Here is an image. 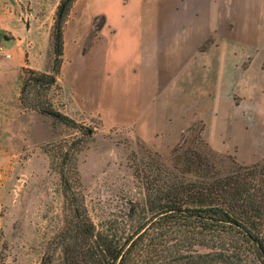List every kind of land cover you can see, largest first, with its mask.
<instances>
[{"label":"rangeland","instance_id":"obj_1","mask_svg":"<svg viewBox=\"0 0 264 264\" xmlns=\"http://www.w3.org/2000/svg\"><path fill=\"white\" fill-rule=\"evenodd\" d=\"M59 1L0 0V264H39L47 250L58 252L55 241L71 217L61 169H77L75 192L83 195L89 214L98 221L124 209V202L135 194L133 153L166 155L177 143L158 150L132 127L104 124L93 110L78 83L89 77L82 66L87 62L78 67L79 74L74 62L78 56L90 60L100 15L93 18L83 41L65 45L63 38L58 83L41 96L75 123L21 103L23 68L44 71L52 63L51 31ZM247 101L243 100L244 120L230 124L218 140L220 148L204 136L203 120L195 121L196 129L203 124V136L214 150L242 163L264 158V98L258 111ZM261 231L264 237V224Z\"/></svg>","mask_w":264,"mask_h":264},{"label":"crops","instance_id":"obj_2","mask_svg":"<svg viewBox=\"0 0 264 264\" xmlns=\"http://www.w3.org/2000/svg\"><path fill=\"white\" fill-rule=\"evenodd\" d=\"M97 15L91 58L76 57L74 68L79 74L87 62L89 77L78 83L104 124L132 127L161 150L202 119L204 136L220 148L243 119L245 98L259 110L264 0H75L64 44L83 41Z\"/></svg>","mask_w":264,"mask_h":264},{"label":"trees","instance_id":"obj_3","mask_svg":"<svg viewBox=\"0 0 264 264\" xmlns=\"http://www.w3.org/2000/svg\"><path fill=\"white\" fill-rule=\"evenodd\" d=\"M74 1L57 5L49 69L24 67L20 86L23 105L70 123L41 96L58 83L63 27ZM196 125L166 155L133 153L136 192L108 218L93 220L75 192L77 169H61L71 217L55 241L58 252L47 250L39 264H264V158L242 163L218 152L203 124Z\"/></svg>","mask_w":264,"mask_h":264}]
</instances>
